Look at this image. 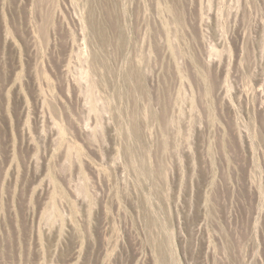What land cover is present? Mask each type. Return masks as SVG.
I'll return each mask as SVG.
<instances>
[{
    "label": "rangeland",
    "instance_id": "obj_1",
    "mask_svg": "<svg viewBox=\"0 0 264 264\" xmlns=\"http://www.w3.org/2000/svg\"><path fill=\"white\" fill-rule=\"evenodd\" d=\"M0 264H264V0H0Z\"/></svg>",
    "mask_w": 264,
    "mask_h": 264
}]
</instances>
